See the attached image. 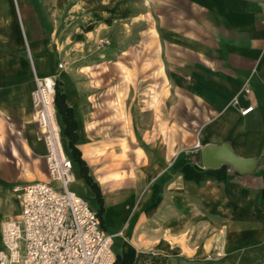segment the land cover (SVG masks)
Here are the masks:
<instances>
[{
	"label": "crops",
	"instance_id": "crops-1",
	"mask_svg": "<svg viewBox=\"0 0 264 264\" xmlns=\"http://www.w3.org/2000/svg\"><path fill=\"white\" fill-rule=\"evenodd\" d=\"M41 5L32 4L38 10L34 15L27 14L25 4L21 11L18 8V17L15 6L9 16L0 15V234L3 220L20 214L21 189L31 182L50 181L47 150L31 102L34 73L57 72L52 53L44 50L54 25L43 17ZM66 8L65 20L72 27L64 40H71V49L89 40V34L104 35L114 41L108 52L116 60L138 41L157 42L152 49L171 89L190 92L205 107L197 133L203 147L228 143L237 155L253 160L250 171L240 173L226 163L204 167L203 147L193 158L185 155L184 147L149 144L146 138L155 126L153 107L144 111L136 107L130 119L149 157L141 162V174L133 182L137 193L126 224L127 208L115 205L119 199L108 206L102 196L99 214L100 203L70 154L66 123L55 106L63 145L77 176L73 184L79 182L71 187L89 204L90 195V206L112 239L123 234L124 227L129 231L123 248L131 256L124 262L122 253L115 254L116 264H144L138 255L146 252L166 256L165 264H264L260 251L264 249V0H74ZM140 16L145 18L143 34L138 28ZM76 68L71 64L66 70L72 86H66L60 75L57 78L72 109L75 146L86 165L94 166L89 173L101 194L103 190L112 195L125 188L123 178H110L105 167L92 163L93 153L85 142L80 145L90 122L85 90L92 86L79 78ZM247 105L253 106L252 111L241 115L240 109ZM166 120L171 122L170 114ZM16 201L17 211H10L9 202ZM106 213L119 225L112 222L106 227Z\"/></svg>",
	"mask_w": 264,
	"mask_h": 264
},
{
	"label": "rangeland",
	"instance_id": "rangeland-1",
	"mask_svg": "<svg viewBox=\"0 0 264 264\" xmlns=\"http://www.w3.org/2000/svg\"><path fill=\"white\" fill-rule=\"evenodd\" d=\"M73 1L0 0V15L9 16L11 7L15 6L13 11L18 17V8L21 11L22 4H25L27 14L34 15L32 12L38 10L31 8L32 4H42L43 17L49 19V22L54 25L51 35V30L46 29L50 38L47 39L46 44L44 42V50L52 53L53 66H56L57 72L44 74L41 77L49 79L52 77L57 81L60 75L66 86H72L73 81L66 70L70 69L71 64H74L77 67L76 72L79 74V78L90 81L91 89L85 90V92H89L91 103L90 122L88 126L86 124L85 140L83 141L81 138L80 145L85 142L84 144L93 153L92 163L97 167L99 165L100 168L105 167L110 172L107 174L110 178L113 177L115 181L123 178L121 181L125 187L123 190L112 195H106L102 190V196L106 199L104 202L108 206L113 205L115 200L119 199L115 205L121 204L127 208L125 222L127 224L137 193L133 182L141 174V162L149 157V153L146 152L135 134L136 127L130 119L131 113L135 112L136 107H141L142 111L148 106L153 107L155 126L149 133L150 136L146 138L147 142L158 145L166 143L175 148L184 147L185 155H192L193 158H196V152L200 147H203L197 133L201 123L205 120V107L200 105L190 92L184 90L179 92V89L174 92L171 89V86L166 82L164 73H162V61L156 57L154 51L156 49H152L153 45L157 44L155 41L151 45L145 44L144 40L138 41V44L130 52L124 53L125 57L116 60L109 53L114 49V41L104 35L89 34V40L81 41L83 44H77L71 49V40L66 42L64 34L72 27L66 22L65 17L67 16V4H72ZM139 18L141 19L138 21V28L140 34H143L145 18L144 16ZM93 27H97V22H94ZM142 37L145 36L142 35ZM61 63H63V67H59ZM83 65L86 66L82 67ZM73 93L74 95L78 94L76 90ZM164 97L168 98V102H164ZM166 114H170L171 122L165 121ZM35 126L39 132L36 123ZM197 141L200 144L198 148L196 147ZM65 151L67 153L66 149ZM87 166L91 173L94 166L91 168L89 165ZM91 176L99 185L96 178L92 174ZM47 179H49L48 173ZM77 183L79 182L77 181ZM88 199L90 205H93L90 195H88ZM18 207L17 201L8 204V208L13 212H16ZM104 217L106 227H111L113 223L119 225V220L111 219L110 214L106 213ZM125 228L127 227L122 228L123 234L113 237L111 244V249L115 254L120 252L124 255V262L131 256L130 252L123 248L127 240L124 235L129 234V231H124ZM107 229L109 230V228ZM260 251L264 253V249ZM219 262L211 261L200 264H221Z\"/></svg>",
	"mask_w": 264,
	"mask_h": 264
},
{
	"label": "built area",
	"instance_id": "built-area-1",
	"mask_svg": "<svg viewBox=\"0 0 264 264\" xmlns=\"http://www.w3.org/2000/svg\"><path fill=\"white\" fill-rule=\"evenodd\" d=\"M47 79L34 73L31 102L47 150L50 181L31 182L21 189L20 214L1 225L0 264H114L112 235L104 231L87 199L71 187L73 160L63 151L54 104L56 80ZM252 109L247 105L240 114Z\"/></svg>",
	"mask_w": 264,
	"mask_h": 264
},
{
	"label": "trees",
	"instance_id": "trees-1",
	"mask_svg": "<svg viewBox=\"0 0 264 264\" xmlns=\"http://www.w3.org/2000/svg\"><path fill=\"white\" fill-rule=\"evenodd\" d=\"M54 104L57 110L62 114L64 121L66 123L65 133L68 136L69 141V150L70 154L74 158V160L80 166V173L82 177L85 179L87 185H89L100 203V211L99 214L101 215L103 208H102V194L97 182L92 178L91 174L89 173L88 166L86 165L85 161L81 158V153L79 149L75 146L76 143V135L74 133L75 130V121L73 120L72 109L65 103V94L61 89V83L59 81L55 82V94H54ZM139 261H142L144 264H165L166 263V256L161 254H153V253H140L138 255ZM117 263V258L114 264Z\"/></svg>",
	"mask_w": 264,
	"mask_h": 264
},
{
	"label": "water",
	"instance_id": "water-1",
	"mask_svg": "<svg viewBox=\"0 0 264 264\" xmlns=\"http://www.w3.org/2000/svg\"><path fill=\"white\" fill-rule=\"evenodd\" d=\"M204 167L215 168L221 164H229L240 173H248L253 160L237 155L228 143L207 144L202 150Z\"/></svg>",
	"mask_w": 264,
	"mask_h": 264
},
{
	"label": "bare ground",
	"instance_id": "bare-ground-1",
	"mask_svg": "<svg viewBox=\"0 0 264 264\" xmlns=\"http://www.w3.org/2000/svg\"><path fill=\"white\" fill-rule=\"evenodd\" d=\"M45 78H48V77H45ZM47 80H48V82H51L49 78H48ZM63 151L66 153L64 147H63ZM73 169H74V168H73ZM74 177H75V174L73 175V180H74ZM73 180H72V182H71V186H72V184H73Z\"/></svg>",
	"mask_w": 264,
	"mask_h": 264
}]
</instances>
